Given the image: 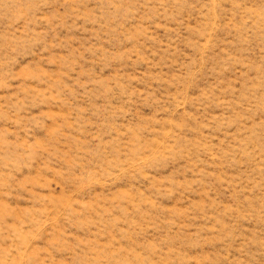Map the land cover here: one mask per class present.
<instances>
[{"label":"rangeland","instance_id":"374dc122","mask_svg":"<svg viewBox=\"0 0 264 264\" xmlns=\"http://www.w3.org/2000/svg\"><path fill=\"white\" fill-rule=\"evenodd\" d=\"M0 264H264V0H0Z\"/></svg>","mask_w":264,"mask_h":264}]
</instances>
